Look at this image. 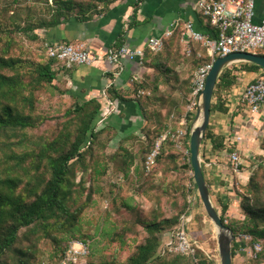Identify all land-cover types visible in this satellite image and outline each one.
I'll return each mask as SVG.
<instances>
[{
	"label": "trees",
	"instance_id": "16d2710c",
	"mask_svg": "<svg viewBox=\"0 0 264 264\" xmlns=\"http://www.w3.org/2000/svg\"><path fill=\"white\" fill-rule=\"evenodd\" d=\"M116 1L119 0H39L44 3L43 6H37L30 0L0 2V17L6 15L13 21L11 28L0 18V41L6 33L11 35L4 43L3 49H0V264H37L44 258L50 261L61 260L73 239L89 243L90 253L82 264H217L198 244L190 253L171 250L169 245L162 253L166 232L171 230L172 240H175L177 227L174 226L179 224L184 211L171 217H160L157 213L147 217L141 213L138 204L132 201L133 197L120 201L122 207L134 213V221L120 226L108 212L94 235L83 231V212L93 200L95 192L104 196L101 184L108 181V178L110 181L109 169L112 165L109 161L116 162L119 154L108 157L105 153L117 131L111 126L97 127V121L104 110V99L94 97L82 102L71 95L76 101L65 110L63 117L56 123V128L52 131L41 129L48 117L38 113V94L48 89L57 91L60 96L70 93L66 80L60 78V74L67 75L73 69V66L68 67L64 62L48 55V44L52 43L49 39L51 32L65 26L67 22L92 20L95 15L108 10ZM140 2L142 0L135 4L136 10ZM9 12H12L11 15L7 14ZM207 30V34H216L210 24ZM181 33V29L176 30L166 39L164 49L158 53L146 50L144 62L150 60L149 65L154 68V77L150 78L151 81L135 82L133 88L138 98H142L138 95L140 90H153L158 93L157 99H152L151 96L146 98L165 104V97L168 95L160 92V84L170 85L174 91L179 89L183 84L180 83V75H171L177 71L178 64L183 60L189 61L190 72L194 73L201 65L212 60L206 47L195 41L192 42L191 55L187 56L180 41ZM16 34L23 35L32 43L44 42L48 58L37 60L12 55L10 51ZM62 41L73 42L67 38ZM123 44L121 41L113 47L117 48ZM258 53L264 54V50H259ZM262 69L260 65L246 61L241 62L239 67L236 63L227 66L219 76L214 98L218 101L225 99V96L240 84L241 70L255 72ZM176 83L180 85L177 86ZM191 91L192 80L188 96ZM106 96L112 98V101L115 100L113 98L131 100L123 96L113 84L106 89ZM171 98L169 101H172L174 111L169 110L167 117L170 116L174 122L181 120L187 109L181 104V99L174 95ZM138 101L146 119L150 120L149 109L141 99ZM215 107L217 103L213 102L211 111ZM222 110L225 111L226 108L223 107ZM195 115L194 113L192 118ZM169 129L175 130L177 127L163 124L159 133L153 136L145 130L147 141L143 151L146 156L143 158L141 169L138 166L133 169L134 156L120 145L124 157L120 163L115 164L114 174L121 173L123 178L136 182L149 177L152 172L147 174L145 171L147 155L153 149L157 138ZM187 138L190 149V128ZM209 139L212 140L215 151L226 149L225 137L214 133L210 125L203 143ZM166 143L171 144L172 148L176 147L171 138ZM165 144L157 163L167 160L168 168L170 165L173 169L183 168L193 172L190 154L187 161L180 166L177 152L167 149ZM227 150L231 151L232 148L228 147ZM261 159L260 167L264 169V156ZM87 171H90L93 185L89 192L85 193L87 187L84 177L78 182L76 177L79 172ZM192 181L196 188L194 178ZM207 182L210 188V182ZM251 187L250 191L256 198L251 202L249 196H244V200H247L242 203L246 215L244 220L230 218L229 222V214L233 208L222 199L220 204L222 219L233 229L235 235L233 260L239 254L241 233H249L254 241L262 242V252L256 258H251V264H254L264 259V199L255 178H252ZM85 194V200H82ZM117 198L114 196L115 200H119ZM98 236L106 240L103 246ZM42 239H49L53 243V250L48 256H44L39 247ZM194 239L197 241L196 237ZM138 240L135 252L126 260L117 256L118 248H132ZM111 245L114 248L108 251Z\"/></svg>",
	"mask_w": 264,
	"mask_h": 264
},
{
	"label": "rangeland",
	"instance_id": "374dc122",
	"mask_svg": "<svg viewBox=\"0 0 264 264\" xmlns=\"http://www.w3.org/2000/svg\"><path fill=\"white\" fill-rule=\"evenodd\" d=\"M5 1L6 0H0L1 3H4ZM30 2H35L37 6L44 5V3L39 2V0H30ZM16 6L17 5L15 4L14 7ZM11 13L12 12H9L7 14L11 15ZM0 18L3 19V23H5L6 26L11 28L13 27V21L9 16L4 15ZM2 35L3 34H1V36ZM2 37L3 40L0 41V49H3L4 43L11 38V35L6 33ZM14 40L15 43L12 50L10 51L12 55H18L37 60H46L48 58L44 42L38 41L32 43L31 40L20 34L14 35ZM190 66L191 63H189V61L183 60L176 67L177 71L175 70V72L171 73V75H175V73L180 75V83L182 82L183 84L180 85V83H176L177 86L180 85L178 90L176 89L174 91L170 85H164L163 87H160V92H165L168 95V97H165V104H162L157 100L151 101L150 99L146 98V96H151L152 99H157L156 96L158 93H154L153 90H147L141 95V101L149 109L148 111H150V120L146 119V115L143 111L145 125L140 128L137 133L131 132L119 140L117 138V127L107 123L106 120L102 119V114H100L99 121H97V127L102 128L105 126H111L117 131L115 138L105 149V153L108 157L113 156L115 153L119 154L117 155L116 162L109 161L112 165V167L109 169L110 181L108 178V181H105L103 184H101L104 190V196L102 197L101 193L95 192L93 195V200L88 204L83 212V231L85 233L94 235L97 227L101 224L103 217L107 216L108 212L111 213L112 218L116 220L120 226L125 225L127 222L134 221V213L121 206L120 200L126 199L128 197H133L132 201L135 202V204H138L141 213L147 217H151L153 213H157L160 215V217H171L181 211H184V214L189 209V215L192 217V221L188 224L191 235L197 238V244L202 249V251H205L211 255V257L216 260L217 264H220L216 227L207 215L203 202L199 196V192L193 185L192 171L183 168H180V170L175 168L173 169L170 165L168 168L166 164L167 160H162L161 162L157 163V166H155L152 174L149 177L136 182L135 180L129 181L128 179L123 178L121 173L114 174L113 169L115 164L120 163V160H122L124 157V151H121L120 145H123V147L128 149L134 156L133 169L135 170L136 166L140 167L141 169L146 156V153L143 151L145 142L147 141V134L145 130H148L147 133H150V135L153 136L156 135V133H159V130L163 124L175 126L177 129L183 125L182 119L186 114L181 118V120H176L173 122L170 116L167 117V112L169 110L174 111L172 107V101H169L172 99L171 97L173 95L176 96L177 99H181V104H183V106L187 109L190 96H188V89L191 85V80L193 77V73L190 72ZM171 92L173 95H170ZM38 97V113L48 117V120L41 129H49L50 131L56 128V123L61 119V117H63L65 110L73 105V103L76 101V99L69 93L60 96L58 95L57 91L54 90L52 92V89L41 91L38 94ZM79 100L83 102L86 99ZM136 100L138 101V99ZM192 123V115H190L188 124ZM257 138L258 142L254 150L252 149L245 152L239 151L241 159L240 171L238 173L233 172L232 177L230 181L227 182V184L216 187L215 183H213L212 187H210L213 202L220 213L222 212L220 199L228 202L230 207L233 208L229 214V222L231 219L239 221L245 219L246 215L242 207V203L243 201L246 202L247 200H244V196H249L251 198V202H253L256 198L254 193L250 191L252 188V178H255V181L258 182L260 194H262V198L264 199V169L260 167L262 163L261 157L264 156V134L258 136ZM188 142L189 139L187 138L186 144L183 148H178L176 143V147L173 146L174 148H172L171 144L166 142V144L164 143L167 149H172V151L177 152L179 155L178 164L180 166L187 161L190 154L187 152L189 147ZM204 144L207 146L206 141ZM82 177H84L86 181L85 186L87 188L85 193H88L90 187L93 185L91 182L90 171L84 173L79 172L76 177L77 182ZM114 196L116 198L120 196L117 198L119 200H115ZM85 197L86 194L83 196L82 200H85ZM177 225L174 226V228L177 227ZM172 236L173 233L171 230L166 232V243L164 242V245L161 248L162 253L171 242ZM97 238L102 240L101 246L106 243V240L103 237L98 236ZM138 243L139 240L133 245L132 248H118L117 256H119L121 260H126L131 253L135 252L136 245ZM39 247L42 249L43 255L48 256L53 250V243L49 239H42L39 243ZM113 248V245H111L107 250L111 251ZM233 262L234 264H251L253 261H251V257L249 255L239 250V254L234 258ZM254 264H264V259L260 260V262H254Z\"/></svg>",
	"mask_w": 264,
	"mask_h": 264
},
{
	"label": "crops",
	"instance_id": "0c3cea01",
	"mask_svg": "<svg viewBox=\"0 0 264 264\" xmlns=\"http://www.w3.org/2000/svg\"><path fill=\"white\" fill-rule=\"evenodd\" d=\"M137 1H116L108 10L95 15L92 20L67 22L65 26L52 31L49 36L52 42H61L64 38L73 42L86 41L91 54L99 57L92 65H74L69 74L61 73L60 78L66 80L69 94L77 99H104L105 106L101 117L117 127L119 140L131 132L137 133L145 125L142 107L136 100L141 98L137 97L133 87L136 81L152 79L154 68L149 65L150 60L140 63L138 60L126 58L123 69L115 71L106 60L108 50L121 41L133 47H143L149 37L161 34L174 21L185 23L191 20L196 29L204 33L208 32L209 25L199 10L202 0H142L136 10ZM262 18L264 0H257L256 20ZM241 62H236V66L239 67ZM260 72L261 70H241V83L235 86L225 99L218 101L213 97L212 103H217V107L211 111L209 125L214 133L225 137L226 149L215 151L211 139L206 140L207 146L203 143L202 157L211 162L210 167L203 163L206 179L212 183L210 187L213 183L220 187L230 181L232 172L229 152L235 149L244 152L254 150L258 142L257 137L264 134V111L251 112L242 99L243 89ZM112 84L123 96L131 100H110L112 98L106 96V89ZM163 86L164 84H160V87ZM223 107L226 108L225 111L222 110ZM238 134L244 135L243 141L235 140ZM228 147L232 150L228 151Z\"/></svg>",
	"mask_w": 264,
	"mask_h": 264
},
{
	"label": "built area",
	"instance_id": "2783aa9c",
	"mask_svg": "<svg viewBox=\"0 0 264 264\" xmlns=\"http://www.w3.org/2000/svg\"><path fill=\"white\" fill-rule=\"evenodd\" d=\"M257 0H202L199 10L207 19L208 23L215 30L216 34H207L196 29L193 21L185 23L180 21L172 22L169 27L161 34L152 35L146 41L143 47H133L124 43L120 47H111L106 60L115 71H121L126 58L138 60L143 63L146 57V50L154 53L162 51L165 47V41L171 37L178 29L182 30L180 41L184 46L187 56L192 53V42H200L207 49V54L212 58L209 63L201 65L195 70L192 77V91L189 96L186 115L182 119V126L177 130L169 129L162 133L153 149L148 153L145 165L146 173H151L157 165V159L164 143L171 138L175 141L178 148H183L186 144L190 124L188 119L190 115L197 112L203 101V90L210 70L218 56H224L233 52H255L264 50V18L256 20ZM50 57L64 62L68 67L74 65H92L99 60L98 56L92 55L90 47L86 41L75 42H52L48 44L47 49ZM140 90L138 95L144 94ZM242 99L253 113L264 111V69L250 81L243 89ZM244 135H236L235 140L241 142ZM190 153V149H187ZM231 172L240 171L241 159L239 150L235 149L228 153ZM205 166L210 167L211 162L205 161ZM197 189V187H196ZM198 190V189H197ZM189 209L181 217L180 224L175 231V240L168 244L171 250L181 253L193 252L197 241L191 235L188 224L192 221L189 215ZM241 247L239 250L256 258L263 250V244L260 241H254L249 233H241ZM90 253L89 243L81 239H73L69 247L58 261H50L47 258L37 262V264H82Z\"/></svg>",
	"mask_w": 264,
	"mask_h": 264
},
{
	"label": "water",
	"instance_id": "95a60500",
	"mask_svg": "<svg viewBox=\"0 0 264 264\" xmlns=\"http://www.w3.org/2000/svg\"><path fill=\"white\" fill-rule=\"evenodd\" d=\"M241 61L258 64L264 69V54L233 52L217 57L207 77L202 104L198 108L190 128V157L193 178L206 213L216 227L220 264H233L235 235L233 229L224 223L220 211L213 202L203 168L202 144L210 124L212 101L219 76L227 66Z\"/></svg>",
	"mask_w": 264,
	"mask_h": 264
}]
</instances>
